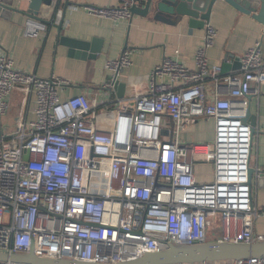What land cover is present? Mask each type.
Instances as JSON below:
<instances>
[{"label":"built area","instance_id":"obj_1","mask_svg":"<svg viewBox=\"0 0 264 264\" xmlns=\"http://www.w3.org/2000/svg\"><path fill=\"white\" fill-rule=\"evenodd\" d=\"M136 1L84 9L129 20ZM60 3L54 0L56 24ZM47 30L43 21L26 20L27 37ZM216 37L207 23L194 70L166 57L146 93L119 99L111 111L108 91L63 100L58 88L68 81L18 70L13 58L0 56V252L33 247L41 258L120 263L171 243L264 241L254 231L264 208L254 199L253 133L245 120L249 97L262 94V42L239 57L241 72L231 74L208 58ZM131 55L126 48L106 62L105 90L132 64ZM17 88L25 99L35 95L36 118H19L7 134L2 117ZM203 118L214 119L213 143L183 142L182 132ZM204 160L213 162V180L199 182L196 164ZM234 263L264 264V255Z\"/></svg>","mask_w":264,"mask_h":264},{"label":"crops","instance_id":"obj_2","mask_svg":"<svg viewBox=\"0 0 264 264\" xmlns=\"http://www.w3.org/2000/svg\"><path fill=\"white\" fill-rule=\"evenodd\" d=\"M1 1L22 10H26L29 2ZM67 1L71 4L65 13L62 35L91 43L93 50L99 51L96 57L91 58L90 51L86 52L88 55H83V51H73L61 44L58 29L52 25H48V30L42 37L30 38L24 32L29 17L17 12L9 19L0 17V56L13 58L18 70L34 73L42 78L57 76L68 81V85L58 88L61 99L67 100L79 94L94 98L96 93L107 92L105 84L110 80L111 74L106 69V62L120 57L126 46L132 51V64L119 75V80L126 83L124 98L146 93L152 70L166 57L175 58L192 70L195 69V56L197 49L204 43L205 26L190 28L186 23L171 25L156 21L151 16L138 14L129 20L113 21L93 16L84 6H118L121 0H61L59 7L63 9ZM209 23L217 29V37L214 45L207 50L208 58L211 63L222 67L228 64L230 67L226 73H240L241 66H235L236 58L243 56L258 41L262 42L264 59V26L251 15L219 1L212 9ZM261 90L260 97L253 96L249 99L248 110L257 123L250 158V168L255 170L252 176L254 199L259 208H264V175L261 176L264 173V79ZM108 94L112 103L109 106L111 111L120 99L119 90ZM9 101L10 111L2 117L7 134L15 130L19 118L33 121L37 106L35 95L25 99L18 88L12 92ZM185 132L189 134L183 135ZM181 138L183 142L212 144L215 138L214 119L198 120L182 132ZM202 163L200 172L197 169L195 171L196 179L199 182L212 181L213 162L204 160ZM254 231L264 234V214L255 218ZM220 235L221 230L218 229L213 238Z\"/></svg>","mask_w":264,"mask_h":264},{"label":"water","instance_id":"obj_3","mask_svg":"<svg viewBox=\"0 0 264 264\" xmlns=\"http://www.w3.org/2000/svg\"><path fill=\"white\" fill-rule=\"evenodd\" d=\"M219 1L225 2L244 14L251 15L264 26V0H137L131 11L132 16L135 14L144 17L151 16L156 21L171 25L186 23L190 28H202L209 23L212 9ZM70 4L71 2L67 1L64 5L62 18L58 24L53 23L57 11L54 0H29L26 10L10 6L0 0V17L9 19L14 12H17L29 18L43 21L58 29L61 44L67 45L73 51H83V55H88L86 52L90 51V57H96V53L99 51L93 50L91 43L62 35L65 13ZM235 66H241L239 57L236 58ZM228 67H230L228 64L222 67L225 73ZM125 88L126 83L118 80L114 86L107 87L106 90L110 93L113 90H119L118 96L123 99ZM245 120L251 125L254 135L257 132V123L249 110ZM24 158L26 160L29 158L28 152ZM254 172L255 170L250 168L251 180ZM263 175L264 173H261V176ZM262 255H264V241L252 244L215 241L195 244L171 243L160 251L148 252L136 259L120 263H91L69 259L41 258L35 255L33 247L28 253L0 252V261L13 264H218L237 262Z\"/></svg>","mask_w":264,"mask_h":264},{"label":"rangeland","instance_id":"obj_4","mask_svg":"<svg viewBox=\"0 0 264 264\" xmlns=\"http://www.w3.org/2000/svg\"><path fill=\"white\" fill-rule=\"evenodd\" d=\"M186 134H189V133L185 132L183 135L186 136ZM202 167H203V163L202 162H199V163L196 164V169H197L198 172H200ZM207 176H208V174H207Z\"/></svg>","mask_w":264,"mask_h":264}]
</instances>
